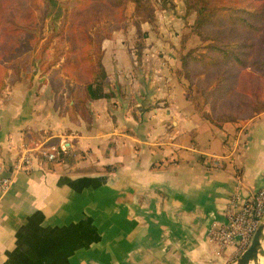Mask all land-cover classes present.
Returning <instances> with one entry per match:
<instances>
[{"label":"crops","instance_id":"0c3cea01","mask_svg":"<svg viewBox=\"0 0 264 264\" xmlns=\"http://www.w3.org/2000/svg\"><path fill=\"white\" fill-rule=\"evenodd\" d=\"M171 1L141 25L144 39L118 25L103 41L113 96L89 103L90 123L69 118L64 86L51 89L59 64L4 89L0 177L13 181L0 199V264H231L207 230L264 188V112L213 124L194 109L181 57L200 44L195 14ZM60 140L69 151L46 161L39 148ZM25 154L27 171L14 172Z\"/></svg>","mask_w":264,"mask_h":264},{"label":"trees","instance_id":"16d2710c","mask_svg":"<svg viewBox=\"0 0 264 264\" xmlns=\"http://www.w3.org/2000/svg\"><path fill=\"white\" fill-rule=\"evenodd\" d=\"M182 1L186 14H195L190 33L202 43L181 57L185 93L194 109L213 124L248 120L263 113L264 0ZM129 6L132 12L126 16ZM54 12L60 17L58 30L37 51L40 31ZM145 23L155 24L150 0H0V72L11 71L9 85L20 82L30 68L49 73L60 58L46 68L35 63L57 37L61 50L64 43L67 49L59 54L63 62L51 80V89L56 92L64 86L67 100L72 101L69 118L78 116L90 123L89 103L113 96L102 63L103 41L111 38L116 25H132L142 40ZM136 47L140 56L143 44ZM4 88L0 74V97ZM60 103L57 100L56 105Z\"/></svg>","mask_w":264,"mask_h":264},{"label":"built area","instance_id":"2783aa9c","mask_svg":"<svg viewBox=\"0 0 264 264\" xmlns=\"http://www.w3.org/2000/svg\"><path fill=\"white\" fill-rule=\"evenodd\" d=\"M132 56L136 61V50H132ZM69 143L60 140L57 146L39 148V154L49 162H54L59 156L67 154ZM30 165L28 154L14 164L13 171H27ZM217 165V164H216ZM13 178L0 177V199L6 195L12 185ZM264 216V188L249 195L244 202L239 205L237 199L229 202L225 211L226 222L222 225L211 222L207 230V242L215 246L220 251L231 249V263L235 261L248 247L250 240L255 233L260 220Z\"/></svg>","mask_w":264,"mask_h":264},{"label":"rangeland","instance_id":"374dc122","mask_svg":"<svg viewBox=\"0 0 264 264\" xmlns=\"http://www.w3.org/2000/svg\"><path fill=\"white\" fill-rule=\"evenodd\" d=\"M150 2H151L152 6L154 8V16H155V11L158 10L160 7L164 6V4L166 2H170L171 5H172V1L171 0L170 1L169 0H150ZM182 3H183V1H182ZM131 12H132V6H129L128 8H126V16H129L131 14ZM59 23H60V17H59V15L56 12H54V14H51L49 17H47V19L45 20L44 25H43V27H42V29L40 31L41 40L39 41V44L37 45V51L42 47V45L45 43L47 38H50L53 35L54 31L58 30ZM101 25H103V24L100 23L99 26L97 24L98 27H101ZM116 26H118V25H116ZM61 38L65 39L66 38V34L65 35L63 34L61 36ZM57 39H58L57 37L52 39V41L48 45L46 51L43 52L41 61L37 60V62L35 63L36 66H38V65H40V63H42V65H43L42 68H46L47 67L46 65L49 64V63H52L54 61V59H56V57L60 58V61L58 63L59 65L63 62V57L64 56H60L59 54L61 53V51H64V52L66 51V49H67L66 48V44L64 43L62 45L63 46V50H61L62 49L61 48V44L58 43ZM201 46H202V43L200 42L199 46H197V47H201ZM0 74H1V76L3 78V81L5 83V88H6L7 86H9V81H10L11 75H12L11 71L1 69ZM36 74H38L39 77H43L44 76L43 74H41L40 71H38V70L34 71L32 68H30V69L27 70V72L22 74L21 81L24 80V79H28L30 81V79H32V76H34ZM4 89L1 90L2 93H3ZM190 97H191V95H190Z\"/></svg>","mask_w":264,"mask_h":264},{"label":"water","instance_id":"95a60500","mask_svg":"<svg viewBox=\"0 0 264 264\" xmlns=\"http://www.w3.org/2000/svg\"><path fill=\"white\" fill-rule=\"evenodd\" d=\"M231 264H264V216L246 250Z\"/></svg>","mask_w":264,"mask_h":264}]
</instances>
